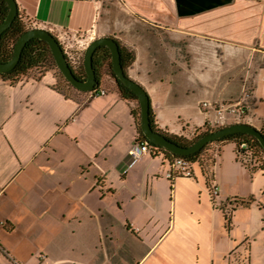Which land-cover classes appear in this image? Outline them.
I'll use <instances>...</instances> for the list:
<instances>
[{
    "label": "crops",
    "instance_id": "0c3cea01",
    "mask_svg": "<svg viewBox=\"0 0 264 264\" xmlns=\"http://www.w3.org/2000/svg\"><path fill=\"white\" fill-rule=\"evenodd\" d=\"M16 1L80 56L105 37L134 54L127 75L163 133L239 123L217 124V110L238 103L249 107L242 122L263 129L264 0ZM109 73L106 95L92 98L58 91L56 71L0 78V264H124L126 240L143 247L136 264L163 245L175 264H264V171L219 144L212 200L197 166L171 179L162 156L133 161L138 103Z\"/></svg>",
    "mask_w": 264,
    "mask_h": 264
},
{
    "label": "trees",
    "instance_id": "16d2710c",
    "mask_svg": "<svg viewBox=\"0 0 264 264\" xmlns=\"http://www.w3.org/2000/svg\"><path fill=\"white\" fill-rule=\"evenodd\" d=\"M9 8L8 3L4 0H0V23L2 24L7 16H8ZM34 28L30 21H27L22 15L19 14L15 21H13L10 28L0 37V63L8 62L13 54H14V47L16 42L18 41L21 36L26 33L28 30ZM121 51V62L125 72L127 73L128 68L134 62V54L126 51L125 48H122L120 45ZM53 53L50 49V46L47 42L39 40V39H31L24 51L23 55H21V59L14 68V70L0 75V78L4 81L10 82H17L22 76L26 75L31 70H40V72L45 71H56L59 77V83L57 85V90L63 92L66 96L70 95V91H78L76 90L70 83L65 80V77L62 75L61 71L58 69L57 64L53 58ZM112 53L108 47L102 46L98 47L93 56V64L96 70V75L98 81L100 82L101 75L104 72V69L109 70V76L115 80L118 93L120 94L121 98L125 101H131L138 103V107L135 111H133V116L136 119V126L138 131L139 138H142L146 141L150 148V155L152 157H159L162 156L163 160L168 164H172L176 158L182 159L187 166L193 169L194 166H197L200 171L202 172V176L206 181L207 187L211 188L214 183V166H215V159L218 154H220V150H217L219 144L224 142L233 143L236 146V154L238 157V153L243 151L241 149V145L245 143L248 146V152L253 154V162L250 167L251 170H261L264 171V149L262 148L260 141L250 135H245V133H238L231 136H226L216 142H211L206 145L200 152L197 154H192L188 156L179 157L167 150L163 149L162 146L152 144L148 142L146 136L143 134L141 130V111H140V104L138 97L131 92V89L125 86L122 82L118 81L115 77V72L113 70L112 64ZM76 67L73 68L74 74L78 79L85 81L87 79L86 71L84 68V59L82 61L81 57L79 56L77 60ZM127 75V74H126ZM100 89V87L98 88ZM81 92V91H78ZM91 93V92H90ZM152 107V106H151ZM150 107V116L152 121V128L155 131L163 133L156 125H155V118ZM212 130H206L205 132H198L193 131L189 138L188 137H179V136H172L166 133L165 134L170 140L173 142L178 143L180 146L187 147L193 144V142H197L201 137L209 134ZM261 131V134L264 136V127ZM191 136H195L193 139H190ZM212 145L213 150L211 149L207 155H204L206 148L209 145ZM247 167V166H246ZM251 204V201L242 202V205L248 207ZM1 252V251H0Z\"/></svg>",
    "mask_w": 264,
    "mask_h": 264
},
{
    "label": "water",
    "instance_id": "95a60500",
    "mask_svg": "<svg viewBox=\"0 0 264 264\" xmlns=\"http://www.w3.org/2000/svg\"><path fill=\"white\" fill-rule=\"evenodd\" d=\"M4 1L8 3L9 12L6 20L2 24L0 23V37L10 28L17 16H19L17 1ZM33 38L45 41L49 44L50 49L53 53L52 56L57 64L58 69L65 77V80L70 83L76 90L81 91L82 93H90L94 89L99 88L100 83L96 75L97 72L94 68L93 56L95 55L98 47H108L112 53L111 58L115 77L118 81L122 82L125 86L130 88L131 92H133L139 99L141 111L140 125L143 134L148 139L147 141L152 144L162 146V148L167 150L168 152L178 155L179 157L197 154L209 143L216 142L217 140H220L226 136L229 137L238 133H245V135H250L257 138L260 141L262 148L264 149V136L261 134V131L256 129L254 126L245 123H237L222 127L215 132H210L209 134L201 137L197 142H193L192 145L187 147L180 146L178 143L170 140L165 134L155 131L151 126V101L146 92L147 90L142 85L131 80V78L126 75L127 73L125 72L121 62L122 55L119 44L116 42V39L112 37H105L100 39L98 38L92 41L87 47L84 56V68L86 71L87 79L85 81H82L81 79H78L73 73L74 70L72 69L66 58V53L55 35H53L49 30L46 29L32 28L24 33L16 42L12 58L6 63H0V75L6 74L17 67L27 43Z\"/></svg>",
    "mask_w": 264,
    "mask_h": 264
},
{
    "label": "built area",
    "instance_id": "2783aa9c",
    "mask_svg": "<svg viewBox=\"0 0 264 264\" xmlns=\"http://www.w3.org/2000/svg\"><path fill=\"white\" fill-rule=\"evenodd\" d=\"M60 45L62 46L63 50L66 53V58L72 68L76 67L77 60L79 58L78 51L74 48V46H69L65 42H60ZM91 97H101L105 96L106 92L102 89H94L90 93ZM205 105H208L206 103ZM249 110V107L246 103H238L237 105H230V106H223L222 108L217 110L219 121L217 124H224L225 120L227 119V116H236L239 119L241 117H244L247 115ZM241 149L243 151L238 153V160L244 164V166L250 167L253 162V154L248 152V146L243 143L241 145ZM150 148L149 145L146 143V141L142 138H138L132 149H131V157L133 161L137 160L139 157H142L143 155H149ZM171 170L170 173L167 174L168 178L174 179L176 177H184V178H193L194 171L192 168L186 165V163L182 159L176 158L172 164H169ZM252 167V166H251ZM207 192H209V195L212 200H214L218 195V188L213 183L212 187H207ZM3 192L0 190V198L2 196Z\"/></svg>",
    "mask_w": 264,
    "mask_h": 264
},
{
    "label": "rangeland",
    "instance_id": "374dc122",
    "mask_svg": "<svg viewBox=\"0 0 264 264\" xmlns=\"http://www.w3.org/2000/svg\"><path fill=\"white\" fill-rule=\"evenodd\" d=\"M84 56H85V54L83 55V54H81V59H82V61H83V59H84ZM103 84H104V86H106V87H109V86H111V83H109L107 80H103ZM244 118L243 117H241L239 120V123H243L242 122V120H243ZM237 124V123H236ZM233 125V124H232ZM225 126H228V124H226V125H224V126H220V127H218V128H215V129H210V130H212L211 132H215V131H217V130H219V129H221L222 127H225ZM230 126V125H229ZM199 133V132H198ZM195 136H191V138L190 139H193ZM213 150V147H212V145L210 144L207 148H206V150H205V152L203 153L204 155H207L208 154V152L210 151V150ZM218 157L216 156V159H217ZM196 170H197V172L199 171V169L198 168H196ZM121 240H123L124 241V239L122 238ZM123 241H121V243L123 242ZM125 244H126V247H127V249H129V255L126 257V256H124V264H136L137 263V261L141 258V256L144 254V250H143V247H140L139 248V251H137V250H132V245L131 246H129V243H128V241L126 240L125 241ZM165 245H163L160 249V251L158 250V251H156V254H155V256H152V258H151V260H150V262H149V264H175L176 263V260L171 256V251H170V249H166L165 247H164ZM130 250H131V252H130ZM0 253H2L3 254V251L4 250H1L0 249ZM128 251V250H127ZM175 262V263H174Z\"/></svg>",
    "mask_w": 264,
    "mask_h": 264
},
{
    "label": "flooded vegetation",
    "instance_id": "af4514ba",
    "mask_svg": "<svg viewBox=\"0 0 264 264\" xmlns=\"http://www.w3.org/2000/svg\"><path fill=\"white\" fill-rule=\"evenodd\" d=\"M73 69V68H72ZM100 83V82H99ZM100 87V86H99ZM96 89H98V88H96ZM90 94V93H89ZM91 97V96H90ZM92 98V97H91Z\"/></svg>",
    "mask_w": 264,
    "mask_h": 264
}]
</instances>
